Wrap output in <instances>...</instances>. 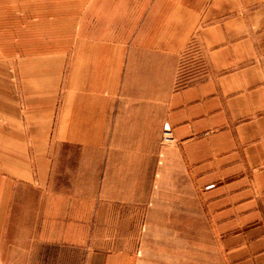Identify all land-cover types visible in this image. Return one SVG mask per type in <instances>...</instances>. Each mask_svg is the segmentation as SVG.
<instances>
[{
    "label": "crops",
    "instance_id": "1",
    "mask_svg": "<svg viewBox=\"0 0 264 264\" xmlns=\"http://www.w3.org/2000/svg\"><path fill=\"white\" fill-rule=\"evenodd\" d=\"M105 6L61 57L0 60V264L24 196L78 264H264V0Z\"/></svg>",
    "mask_w": 264,
    "mask_h": 264
},
{
    "label": "rangeland",
    "instance_id": "2",
    "mask_svg": "<svg viewBox=\"0 0 264 264\" xmlns=\"http://www.w3.org/2000/svg\"><path fill=\"white\" fill-rule=\"evenodd\" d=\"M100 5H106V17L114 19V0H0V60L7 62L9 72V65L13 66L16 58L37 59L47 52L52 58L61 57L64 42L73 43L84 37L85 31H80L84 23L94 27L95 6ZM86 10H91L92 15L86 14ZM201 68L198 52L190 44L179 68L178 84L183 85ZM163 136L162 132L160 151ZM27 197L23 198L28 209L18 212L16 234L8 242L10 248L1 264H78V252L73 244L63 240L61 227L53 228L55 234H47L50 228H46L45 222L44 232L40 228L39 234H31L32 211ZM77 230L76 227V234Z\"/></svg>",
    "mask_w": 264,
    "mask_h": 264
},
{
    "label": "built area",
    "instance_id": "3",
    "mask_svg": "<svg viewBox=\"0 0 264 264\" xmlns=\"http://www.w3.org/2000/svg\"><path fill=\"white\" fill-rule=\"evenodd\" d=\"M163 135L164 136L162 137V140H163L162 148L163 150H166L168 147L171 146L172 137H171V133L169 130H164Z\"/></svg>",
    "mask_w": 264,
    "mask_h": 264
}]
</instances>
